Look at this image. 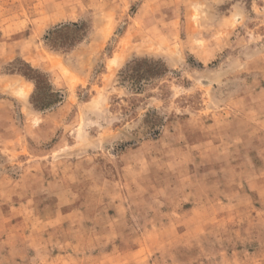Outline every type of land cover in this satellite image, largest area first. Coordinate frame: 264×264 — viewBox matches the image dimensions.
<instances>
[{"label":"rangeland","instance_id":"1","mask_svg":"<svg viewBox=\"0 0 264 264\" xmlns=\"http://www.w3.org/2000/svg\"><path fill=\"white\" fill-rule=\"evenodd\" d=\"M0 264H264V0H0Z\"/></svg>","mask_w":264,"mask_h":264},{"label":"trees","instance_id":"2","mask_svg":"<svg viewBox=\"0 0 264 264\" xmlns=\"http://www.w3.org/2000/svg\"><path fill=\"white\" fill-rule=\"evenodd\" d=\"M149 64H151V65H149ZM148 65L151 66L153 69H151V67H150V69H148L146 72L140 73L139 68L141 66H148ZM163 69L164 68H162L160 66L159 62H152L150 60H138V61L134 62L133 65L127 66V69L124 72V79L130 80L131 78L132 79L135 78L138 81V80H141L142 78H145V77L153 78L155 76L162 74ZM34 81H35L37 92L42 91L43 87H42L41 83L37 79H34Z\"/></svg>","mask_w":264,"mask_h":264}]
</instances>
